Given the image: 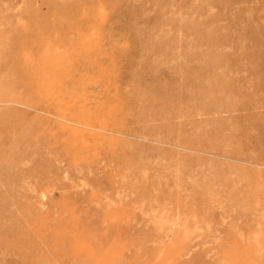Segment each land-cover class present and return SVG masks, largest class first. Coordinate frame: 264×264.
I'll return each instance as SVG.
<instances>
[{
  "label": "rangeland",
  "instance_id": "obj_1",
  "mask_svg": "<svg viewBox=\"0 0 264 264\" xmlns=\"http://www.w3.org/2000/svg\"><path fill=\"white\" fill-rule=\"evenodd\" d=\"M0 264H264V0H0Z\"/></svg>",
  "mask_w": 264,
  "mask_h": 264
},
{
  "label": "bare ground",
  "instance_id": "obj_2",
  "mask_svg": "<svg viewBox=\"0 0 264 264\" xmlns=\"http://www.w3.org/2000/svg\"><path fill=\"white\" fill-rule=\"evenodd\" d=\"M86 64V63H85ZM85 67H87V68H92L94 65H92V64H90V65H84ZM57 67V68H56ZM49 69H51V70H55L54 72H53V74H54V78H53V81H54V79L57 77V75L58 74H60V73H62V72H64L66 69H65V67H63V66H56V65H49ZM68 72H69V70H68ZM153 72V71H152ZM70 73V72H69ZM152 76V75H151ZM129 77V76H128ZM131 78V77H130ZM56 80H58V82H59V78L57 77V79ZM55 80V81H56ZM131 80V79H130ZM48 81V80H47ZM171 81V80H170ZM58 82H57V84H58ZM145 82V81H144ZM146 82H148L147 80H146ZM151 82L149 81V84H150ZM142 84H145V83H142ZM141 84V85H142ZM148 83L146 84V86L145 87H143V86H140L141 87V89H142V87L144 88V90H145V92L146 91H149V93L151 92V93H153V94H151L152 96H148V97H143V96H139V94L138 93H136V91H135V93L137 94V96L136 97H133V101L132 102H136V100H138V103H139V101H140V103H141V105H145V104H150V105H154V106H157L158 108H160V109H162V110H164V109H166L165 110V113H168V112H171V111H173L175 108H176V106H175V104H174V102H177L178 100L176 99V100H173V98H168L169 96H170V94L168 95L167 94V92L165 91V90H162V87H160L159 85H154V84H152V85H149ZM162 84V83H161ZM171 84V83H170ZM149 85V86H148ZM164 85H165V83H164ZM168 85V84H167ZM138 87H139V85H138ZM136 88V90L137 89H140V88ZM173 88H174V86H172ZM168 88H169V85H168ZM144 90H142V91H144ZM137 91H139V90H137ZM168 91H169V89H168ZM140 92H141V90H140ZM208 94V93H207ZM184 95V94H183ZM182 95V96H183ZM175 96V95H174ZM181 96V97H182ZM86 97V96H85ZM185 97V96H184ZM183 97V98H184ZM192 97V96H191ZM190 97V98H191ZM135 98V99H134ZM186 98V97H185ZM179 99V98H178ZM191 100H192V98H191ZM190 101V100H189ZM68 102V101H67ZM180 102H181V100H180ZM179 104V103H178ZM162 114V113H161ZM150 117V116H149ZM93 119V118H92ZM152 119V118H151ZM81 124V123H80Z\"/></svg>",
  "mask_w": 264,
  "mask_h": 264
}]
</instances>
